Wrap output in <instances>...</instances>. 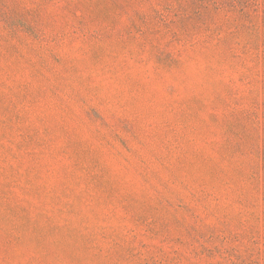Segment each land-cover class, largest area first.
Listing matches in <instances>:
<instances>
[{"label":"rangeland","instance_id":"1","mask_svg":"<svg viewBox=\"0 0 264 264\" xmlns=\"http://www.w3.org/2000/svg\"><path fill=\"white\" fill-rule=\"evenodd\" d=\"M0 264H264V0H0Z\"/></svg>","mask_w":264,"mask_h":264}]
</instances>
